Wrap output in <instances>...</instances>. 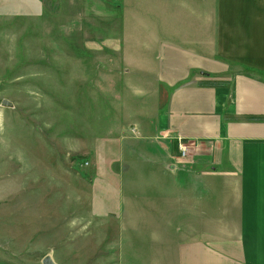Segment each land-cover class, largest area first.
Returning <instances> with one entry per match:
<instances>
[{"label": "rangeland", "instance_id": "rangeland-1", "mask_svg": "<svg viewBox=\"0 0 264 264\" xmlns=\"http://www.w3.org/2000/svg\"><path fill=\"white\" fill-rule=\"evenodd\" d=\"M126 7L0 0V264H170L169 237L105 207L124 160L164 137L150 33Z\"/></svg>", "mask_w": 264, "mask_h": 264}, {"label": "crops", "instance_id": "crops-1", "mask_svg": "<svg viewBox=\"0 0 264 264\" xmlns=\"http://www.w3.org/2000/svg\"><path fill=\"white\" fill-rule=\"evenodd\" d=\"M126 8L128 27L150 33L139 44L155 55L164 137L145 146L143 161L124 160L123 174L106 182L115 200L105 207L169 237L170 264H264V0H127Z\"/></svg>", "mask_w": 264, "mask_h": 264}, {"label": "water", "instance_id": "water-1", "mask_svg": "<svg viewBox=\"0 0 264 264\" xmlns=\"http://www.w3.org/2000/svg\"><path fill=\"white\" fill-rule=\"evenodd\" d=\"M2 104H3V105H7V106L10 105L9 101L6 100V99H4V100L2 101ZM44 264H56V263L52 260V258H51L50 256H46V257L44 258Z\"/></svg>", "mask_w": 264, "mask_h": 264}, {"label": "built area", "instance_id": "built-area-1", "mask_svg": "<svg viewBox=\"0 0 264 264\" xmlns=\"http://www.w3.org/2000/svg\"><path fill=\"white\" fill-rule=\"evenodd\" d=\"M179 148L181 150L182 156H184L187 152V146L184 142H182V140L179 141Z\"/></svg>", "mask_w": 264, "mask_h": 264}]
</instances>
